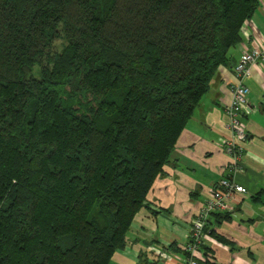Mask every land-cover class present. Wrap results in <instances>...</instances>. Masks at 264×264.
<instances>
[{
    "label": "trees",
    "instance_id": "obj_1",
    "mask_svg": "<svg viewBox=\"0 0 264 264\" xmlns=\"http://www.w3.org/2000/svg\"><path fill=\"white\" fill-rule=\"evenodd\" d=\"M259 5L0 0V264H110Z\"/></svg>",
    "mask_w": 264,
    "mask_h": 264
},
{
    "label": "crops",
    "instance_id": "obj_2",
    "mask_svg": "<svg viewBox=\"0 0 264 264\" xmlns=\"http://www.w3.org/2000/svg\"><path fill=\"white\" fill-rule=\"evenodd\" d=\"M242 33L243 41L231 49L229 63L219 68L150 189L145 207L134 218L126 246L114 253L110 264H183L193 219L222 178L243 185L247 194L235 196L228 215L211 217L197 253L199 264H264L262 62L245 80L250 94L248 111L241 116L248 134L243 154L236 158L225 149L233 137L227 107L237 81L234 67L245 51L264 41V0Z\"/></svg>",
    "mask_w": 264,
    "mask_h": 264
},
{
    "label": "built area",
    "instance_id": "obj_3",
    "mask_svg": "<svg viewBox=\"0 0 264 264\" xmlns=\"http://www.w3.org/2000/svg\"><path fill=\"white\" fill-rule=\"evenodd\" d=\"M264 63V41L259 42L250 50L245 51L241 59L234 67L237 81L233 84V98L227 107L229 126L233 137L226 142L225 149L236 158L243 154V143L248 134L241 121V116L248 111L250 89L245 83L246 78L251 76L252 68L258 63ZM247 194V189L231 178H222L214 188L212 195L204 207L193 219L190 238L185 247L186 259L183 264H199L197 253L204 244L206 236L205 228L211 216L215 212H228L233 209L231 201L236 195Z\"/></svg>",
    "mask_w": 264,
    "mask_h": 264
}]
</instances>
